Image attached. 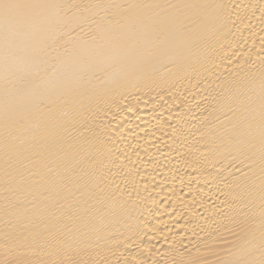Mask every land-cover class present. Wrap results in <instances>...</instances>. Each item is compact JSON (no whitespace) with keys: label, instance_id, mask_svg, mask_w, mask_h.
I'll use <instances>...</instances> for the list:
<instances>
[{"label":"bare ground","instance_id":"bare-ground-1","mask_svg":"<svg viewBox=\"0 0 264 264\" xmlns=\"http://www.w3.org/2000/svg\"><path fill=\"white\" fill-rule=\"evenodd\" d=\"M0 264H264V0H0Z\"/></svg>","mask_w":264,"mask_h":264}]
</instances>
